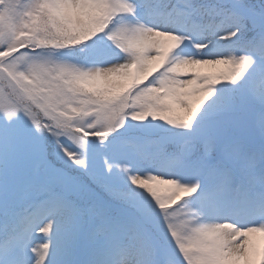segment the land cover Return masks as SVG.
Returning a JSON list of instances; mask_svg holds the SVG:
<instances>
[{
  "label": "snow or ice",
  "instance_id": "obj_1",
  "mask_svg": "<svg viewBox=\"0 0 264 264\" xmlns=\"http://www.w3.org/2000/svg\"><path fill=\"white\" fill-rule=\"evenodd\" d=\"M0 264H264V0H0Z\"/></svg>",
  "mask_w": 264,
  "mask_h": 264
}]
</instances>
